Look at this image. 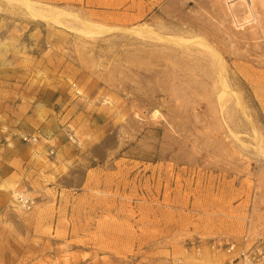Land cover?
Wrapping results in <instances>:
<instances>
[{
  "label": "rangeland",
  "instance_id": "374dc122",
  "mask_svg": "<svg viewBox=\"0 0 264 264\" xmlns=\"http://www.w3.org/2000/svg\"><path fill=\"white\" fill-rule=\"evenodd\" d=\"M36 8L51 19L31 21L58 31L52 62L76 102L71 124L58 106L59 130L42 139L46 169L36 179L29 166L0 205V264H195L210 252L241 264L237 250L186 247L264 239V0H143L137 27L115 34ZM22 194L29 211L15 207Z\"/></svg>",
  "mask_w": 264,
  "mask_h": 264
},
{
  "label": "crops",
  "instance_id": "0c3cea01",
  "mask_svg": "<svg viewBox=\"0 0 264 264\" xmlns=\"http://www.w3.org/2000/svg\"><path fill=\"white\" fill-rule=\"evenodd\" d=\"M24 1L0 0V205L7 202L9 195L6 193L24 187L29 166L33 165L36 179L40 176L41 167L46 169V165L38 160L44 157L47 145L42 140L37 144H27L21 137L41 129L47 140L53 142L52 136L59 130L58 124L62 120L58 106L65 107V121L69 122L70 117L71 124L76 102L57 80L62 62H52V49L56 42H51V39L57 36L58 31L33 23ZM26 1H31L35 7L47 6L77 15L86 23L111 29L106 34L135 28L144 17L143 0ZM41 38H45L48 50H39ZM7 53H15L16 60H8ZM54 59L57 60L56 56ZM55 167L53 175L58 172L60 161ZM230 261L229 257L210 252L209 257L194 262L229 264ZM172 262L178 264L175 259ZM180 262L192 264L184 257Z\"/></svg>",
  "mask_w": 264,
  "mask_h": 264
},
{
  "label": "built area",
  "instance_id": "2783aa9c",
  "mask_svg": "<svg viewBox=\"0 0 264 264\" xmlns=\"http://www.w3.org/2000/svg\"><path fill=\"white\" fill-rule=\"evenodd\" d=\"M76 90V85H71ZM45 136L41 129H37L33 133L23 135L21 140L27 144H36ZM47 139V138H46ZM53 151H50L52 154ZM34 206V200L27 195H18L15 200V207L21 210L29 211ZM203 244H206L212 250L223 249L227 253H232L237 250L238 256L235 258L241 264H264V239H252L249 234L242 237L240 242L233 240H212L202 243L201 239L189 242L187 248L192 249L196 254L200 253Z\"/></svg>",
  "mask_w": 264,
  "mask_h": 264
},
{
  "label": "bare ground",
  "instance_id": "6f19581e",
  "mask_svg": "<svg viewBox=\"0 0 264 264\" xmlns=\"http://www.w3.org/2000/svg\"><path fill=\"white\" fill-rule=\"evenodd\" d=\"M31 2V1H30ZM30 2H28V1H24V6H25V9H26V11L28 12V14L29 15H31L32 17H34V18H36V19H44V20H50L51 19V17H49V16H47L48 15V13L47 14H43L39 9H37L36 7H35V5H32ZM41 10H42V8H41ZM53 10V9H52ZM45 11V10H44ZM53 11H55L56 12V10H53ZM47 12V11H46ZM49 12V11H48ZM58 12V11H57ZM60 12V11H59ZM63 12V11H62ZM45 13V12H44ZM57 14V13H56ZM59 15V14H58ZM54 16V15H53ZM56 17H54V19H55ZM83 21V20H82ZM84 24H82L83 26H84V30H87L88 32H90V33H92V34H99V33H103V32H108V30L109 29H107V28H97L96 26H94L93 24H89V23H85V22H83ZM110 31H111V29H110ZM149 31V30H148ZM136 32H137V30H136ZM135 32V33H136ZM153 32V31H152ZM150 33V32H149ZM148 33V34H149ZM147 34V33H146ZM153 34V33H152ZM152 34H149V36L150 35H152ZM145 36V35H144ZM152 36H154L156 39L158 38V39H160V40H163L164 41V39H167V40H169V41H174V42H179V43H186V42H192V43H197V44H201V45H206L203 41H201V40H198V39H190V40H184V39H180V38H176V37H172V36H163V35H160V34H154V35H152ZM151 37V36H150ZM152 39V38H151ZM240 106V105H239Z\"/></svg>",
  "mask_w": 264,
  "mask_h": 264
}]
</instances>
